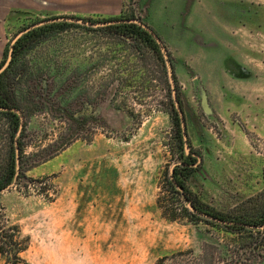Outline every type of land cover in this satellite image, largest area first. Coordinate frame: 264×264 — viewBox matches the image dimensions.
<instances>
[{"label": "rangeland", "instance_id": "obj_1", "mask_svg": "<svg viewBox=\"0 0 264 264\" xmlns=\"http://www.w3.org/2000/svg\"><path fill=\"white\" fill-rule=\"evenodd\" d=\"M29 3L19 8L10 2L15 9L0 19V67L16 38L42 21L134 17L157 33L171 58L189 155L200 160L185 180L187 189L211 214L263 216L264 0ZM20 62L29 66L20 68L13 86L22 117L20 142L0 114V172L11 164L17 170L13 184L0 192V227L8 234H15L13 227L20 230L18 243L29 246L22 264H91L73 254L65 235V172L85 156L113 153L152 157L156 195L168 214L179 217L167 227L160 223L163 232L184 237L180 250L161 257L162 264H264V249L258 248L264 227L231 233L198 214L195 219L190 204L169 186L181 161L165 65L163 71L150 53L141 57L101 32L76 27L42 41ZM149 78L154 81L147 85ZM41 80L56 88H34ZM62 84L67 88L58 94ZM5 261L0 257V264Z\"/></svg>", "mask_w": 264, "mask_h": 264}, {"label": "crops", "instance_id": "obj_2", "mask_svg": "<svg viewBox=\"0 0 264 264\" xmlns=\"http://www.w3.org/2000/svg\"><path fill=\"white\" fill-rule=\"evenodd\" d=\"M10 2L15 3L12 7L26 8L35 0H0V19L15 9ZM151 159L113 153L71 162L65 172L63 207L65 235L74 255L91 264H140L141 259L154 263L180 250L184 237L179 240L177 233L160 229L161 222L167 227V222L175 221L158 206ZM154 222H158L156 233Z\"/></svg>", "mask_w": 264, "mask_h": 264}, {"label": "trees", "instance_id": "obj_3", "mask_svg": "<svg viewBox=\"0 0 264 264\" xmlns=\"http://www.w3.org/2000/svg\"><path fill=\"white\" fill-rule=\"evenodd\" d=\"M135 20L134 17H125L120 16L116 18H111L107 20H103L102 22H112L117 21L118 23L108 25L105 27L92 29L88 27H83L76 24H71L67 22H59L48 24L32 31L24 34L20 37V39L14 44V53L13 59L10 67L0 76V109L8 110L6 112L0 111V114H3L8 117L10 125H11V134L12 137L15 138V141L20 142L19 136L21 132V121L19 116L13 112V109H17L14 101H15V90L13 88L14 84L16 83V78L21 77L23 71H20V68H28V65L22 64L20 61L24 55L28 52L32 51L39 45L42 41L46 40L47 38L54 36L55 34L64 33L68 29L76 27V28H84L90 31H97L101 32L103 35L112 38L118 44L122 45H129L133 48L135 54L145 57L147 53L151 54V58L158 63L159 67L164 68V59L163 54L161 52V48L159 44L155 41L153 35L148 32L142 26L136 23H123L122 21H131ZM91 21V20H90ZM94 23H100V21H91ZM145 25V24H144ZM30 27H27V29ZM153 31V30H152ZM154 34L157 35L155 31ZM158 36V35H157ZM159 37V36H158ZM11 47V46H10ZM6 52L4 53V57L6 56ZM171 60V58H170ZM5 63V62H4ZM26 66V67H25ZM1 68V67H0ZM164 71V70H163ZM152 77V76H151ZM147 85L152 84L154 81L153 78H149L146 80ZM166 85H168L167 80H165ZM41 84V85H40ZM145 83H143L144 85ZM41 86V87H40ZM38 88L41 91H46L47 93L51 92V89H55L56 86L53 87L51 84L44 85V82L41 80L38 84L34 85V88ZM51 87V89H50ZM67 85L62 84L59 88L56 89L58 94L62 92L65 93ZM45 89V90H44ZM105 91H108V86H106ZM105 92V94H106ZM107 95V94H106ZM179 99V95H178ZM180 106L181 101L179 99ZM168 106L170 109V114L172 121L176 127V136L177 141L179 144V159L181 161L180 165L173 170V174L170 176L171 179L169 180V186L171 190L183 197L186 202L190 204L192 208L197 210L200 213H204L215 218H218L222 221L228 222L227 225H218V223L210 222L206 220L208 224H214L220 226L231 233H241V231H245L247 227L260 229L264 227V213L263 216L259 218V220H250L247 217H237V218H230L226 219L220 217L218 215H214L203 209L196 197L187 189L185 180L193 175L198 168L199 160L198 158L193 157V155H187L185 152V144L182 136V129L180 124V119L178 112L176 111L173 101L170 97H168ZM183 110V109H182ZM81 119L88 121L89 117L86 113L81 114ZM21 148V144H19ZM16 164V162H15ZM17 174L16 166L10 165L0 172V192L7 189L11 186L14 182L15 176ZM176 183V185H175ZM177 187L180 189H177ZM158 206L162 209L163 215L169 219L170 221H177L179 217L176 214H168L166 208L163 206L162 198L158 197ZM190 216L193 218H197V216L193 213H189ZM193 222V220H191ZM5 226L0 227V257L6 258L5 264H10V260L13 259V264H22L23 260L21 259V254L28 250V244L26 246H21L18 243V236L21 235V232L18 228L13 227L11 231H14L15 234H8L5 233ZM251 231V230H250ZM262 233V232H260ZM27 240V239H26ZM28 243V240H27ZM257 247V246H256ZM258 248L264 249V234L262 233L261 240L258 242ZM8 249V250H6ZM12 252L14 255H12ZM164 258L158 260L157 264H162Z\"/></svg>", "mask_w": 264, "mask_h": 264}, {"label": "water", "instance_id": "obj_4", "mask_svg": "<svg viewBox=\"0 0 264 264\" xmlns=\"http://www.w3.org/2000/svg\"><path fill=\"white\" fill-rule=\"evenodd\" d=\"M59 22H67V23H71V24H76V25H80L83 27H88V28H101V27H105L108 25H112V24H116L118 23L117 21H112V22H100V23H94L91 21H87V20H83V19H78V18H55V19H51V20H47V21H42L38 24H35L34 26H31L30 28L24 30L17 38L16 40L13 42V44L11 45L10 49H9V53H8V57L6 59V62L4 63V65L0 68V76L9 68V66L12 63V59H13V53H14V44L20 39L21 36H23L24 34L32 31L33 29L48 25V24H53V23H59ZM123 23H136L140 26H142L143 28H145L148 32H150L155 41L159 44L160 48H161V52L163 54V59H164V65L165 68L167 70V75H168V81L171 87V96H172V101L174 104V107L176 109V111L178 112L179 115V119H180V124H181V129H182V136H183V140H184V144H185V152L187 155L190 154V148L188 145V134H187V126H186V119L183 113V110L180 106V102L178 99V93L176 90V84H175V79H174V72H173V68H172V64H171V60L169 57V54L164 46V44L162 43V40L160 39V37H158L156 34H154V32L148 28L147 26H145L142 22L140 21H136V20H131V21H122ZM2 111H7V110H3ZM13 112H15L16 114H19V111L14 109L12 110ZM21 116V115H20ZM22 128V126H21ZM199 160V159H198ZM200 161V160H199ZM16 164H19V147L18 145H16ZM176 185V183H175ZM191 207V206H190ZM191 210L194 214H198L199 216L208 219L212 222L218 223V224H222V225H227L229 224L228 222L222 221L218 218H215L213 216L204 214V213H200L197 210H195L194 208L191 207Z\"/></svg>", "mask_w": 264, "mask_h": 264}, {"label": "flooded vegetation", "instance_id": "obj_5", "mask_svg": "<svg viewBox=\"0 0 264 264\" xmlns=\"http://www.w3.org/2000/svg\"><path fill=\"white\" fill-rule=\"evenodd\" d=\"M55 19V18H54ZM51 20V19H50ZM90 21V20H89ZM10 67V66H9ZM4 110V109H3ZM14 110V109H13ZM0 111H2V109H0ZM8 111V110H7ZM2 112H6V111H2ZM18 116H19V118H20V121H21V125H22V117L19 115V114H17Z\"/></svg>", "mask_w": 264, "mask_h": 264}]
</instances>
